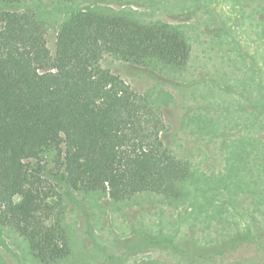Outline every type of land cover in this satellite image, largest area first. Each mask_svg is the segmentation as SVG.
<instances>
[{"label": "rangeland", "instance_id": "374dc122", "mask_svg": "<svg viewBox=\"0 0 264 264\" xmlns=\"http://www.w3.org/2000/svg\"><path fill=\"white\" fill-rule=\"evenodd\" d=\"M86 9L165 22L189 45L181 68L108 55L100 65L161 108L164 146L198 173L183 184L201 194L199 208L151 193L115 202L76 192L50 152L41 184L66 254L44 263L26 236L0 228V264H264V0L0 1V12L29 10L43 22L51 54L61 22Z\"/></svg>", "mask_w": 264, "mask_h": 264}, {"label": "trees", "instance_id": "16d2710c", "mask_svg": "<svg viewBox=\"0 0 264 264\" xmlns=\"http://www.w3.org/2000/svg\"><path fill=\"white\" fill-rule=\"evenodd\" d=\"M105 55L181 68L190 47L165 22L86 9L61 22L51 54L33 12H0V228L26 236L44 263L67 250L66 230L41 184L50 152L76 192H101L115 202L151 193L199 208L193 202L201 194L191 198L183 184L197 171L164 146L161 108L103 69Z\"/></svg>", "mask_w": 264, "mask_h": 264}]
</instances>
